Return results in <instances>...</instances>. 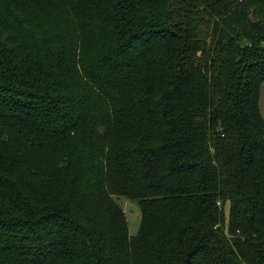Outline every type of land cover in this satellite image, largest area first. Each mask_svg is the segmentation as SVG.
Instances as JSON below:
<instances>
[{
	"label": "trees",
	"instance_id": "obj_1",
	"mask_svg": "<svg viewBox=\"0 0 264 264\" xmlns=\"http://www.w3.org/2000/svg\"><path fill=\"white\" fill-rule=\"evenodd\" d=\"M262 83L264 0H0V264H264Z\"/></svg>",
	"mask_w": 264,
	"mask_h": 264
},
{
	"label": "rangeland",
	"instance_id": "obj_2",
	"mask_svg": "<svg viewBox=\"0 0 264 264\" xmlns=\"http://www.w3.org/2000/svg\"><path fill=\"white\" fill-rule=\"evenodd\" d=\"M259 108L260 112L264 118V83L260 87V98H259ZM116 202L120 205L125 213V217L128 224L129 236L137 235L140 226L139 220V205L137 201H131L124 197H117ZM229 207L226 206L224 209L225 218L227 220Z\"/></svg>",
	"mask_w": 264,
	"mask_h": 264
},
{
	"label": "water",
	"instance_id": "obj_3",
	"mask_svg": "<svg viewBox=\"0 0 264 264\" xmlns=\"http://www.w3.org/2000/svg\"><path fill=\"white\" fill-rule=\"evenodd\" d=\"M250 20H251L253 23H255V20H254V18H253L252 15L250 16Z\"/></svg>",
	"mask_w": 264,
	"mask_h": 264
}]
</instances>
